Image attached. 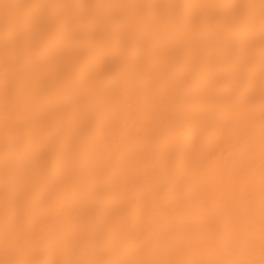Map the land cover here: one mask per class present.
<instances>
[{
	"label": "bare ground",
	"instance_id": "1",
	"mask_svg": "<svg viewBox=\"0 0 264 264\" xmlns=\"http://www.w3.org/2000/svg\"><path fill=\"white\" fill-rule=\"evenodd\" d=\"M0 264H264V0H0Z\"/></svg>",
	"mask_w": 264,
	"mask_h": 264
}]
</instances>
